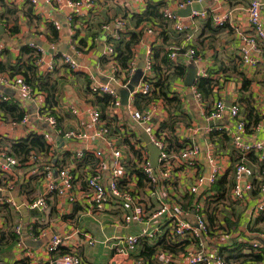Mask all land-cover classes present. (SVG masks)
<instances>
[{"label":"crops","instance_id":"crops-1","mask_svg":"<svg viewBox=\"0 0 264 264\" xmlns=\"http://www.w3.org/2000/svg\"><path fill=\"white\" fill-rule=\"evenodd\" d=\"M178 1L180 0H91L90 7L76 8L57 6L53 0H36L35 4L30 0H3V6L0 4V15L6 18V23L0 22L4 28L0 35V71L9 75L11 72L18 73L11 75L13 79H18L29 67L27 52L21 53V49L28 45L39 50L41 59L33 74L27 73L26 77L29 86L36 88L32 99L19 101L20 94L16 87L0 86V92L19 101L29 119L23 126L0 120V151L8 148L9 143L24 139L30 134L44 136L50 145L47 156L38 155L37 163L29 162L28 166L12 168L0 175V184H14V190L9 195L16 204H21L19 208L6 204L2 201L5 194H0V264H54L64 253L78 255L82 264H188L185 254L194 248L192 240H175L169 234L164 239L161 237L169 232L168 215L171 213L175 212L179 219L193 226L191 207L199 200L211 229L208 248L226 247L223 256L225 264H248L249 242L259 240L264 244V214L255 212L256 193L249 195L244 203L234 200L231 193L233 165L238 161V154L229 138L234 120L227 114L217 120L218 123L214 126L209 123L212 121L207 120V115L216 102L223 101L227 108L237 105L246 124L253 126L254 119H258L245 139L250 142L264 139V47L254 68L245 67L241 61V50L246 46L242 37L252 33L247 14L249 1L210 0L203 9L207 16L196 19L191 18L194 11L190 15L180 16L182 13L179 11L186 7L178 9ZM260 1L263 3L261 10L264 24V0ZM157 2L163 3L160 14L162 9L173 10L178 22L192 27L187 32V36L192 37L191 40L188 41L185 34L176 32L174 23L162 18L154 23L137 22L136 18L144 12L147 4ZM7 9H14V14L7 13ZM215 16H227V19L222 26H218L214 21ZM118 21H122L124 26L120 28ZM13 26H16L17 32L9 35L8 30ZM147 29H153V33H147ZM114 31L123 33L124 41L129 40L131 34L137 36V42L131 48L130 63H133V73L125 76V79L122 72L116 79L112 78L111 64L102 57L106 35H111ZM77 46L81 51L75 54ZM189 47L196 51L199 59L194 64L184 57L185 49ZM46 49L53 50V54ZM174 49H179L177 56L175 60H170L168 55ZM147 50L151 51L156 68L152 75L154 81L167 79L169 91L165 96L166 100L158 97L142 104L140 110L148 104L154 105L155 128L174 120L176 126L173 137L177 147L179 144L181 148L195 144L199 149L194 169L177 163L170 180L165 181V185L157 190L158 199L166 195L163 200L169 203L170 213L158 220L161 233L157 234L156 239L146 241L147 247H153L158 239L164 240V244L157 247L158 252L149 259L138 257L143 250L142 243L127 255L117 254L122 248L123 237L138 234L141 226L137 222L128 225L123 223V216L131 211H125L113 199L107 201L104 211H85L77 204H70L64 196L57 195L47 197L46 211L27 207L30 200L44 193L42 169L50 164L57 168L70 167L77 151L102 152V183L105 187L108 186L111 155L106 145L93 139L69 143L58 133V130H75L91 134L96 127L92 125L89 114L95 108L111 127V139L115 147L120 150L132 149V145L138 143L148 152L144 141L147 135L130 116L132 107L138 110L135 93H128L126 89L141 62L145 65ZM65 56H72L78 63L75 70H71L65 63ZM164 59H167V64L162 62ZM50 64L53 65L51 70L48 69ZM176 66L185 68L183 78L173 76V68ZM192 67L196 68V78L193 85L187 87L184 85V78ZM201 72H205L206 76L203 78L210 81V92L202 95V101L197 102L192 87L202 78ZM123 79L124 82L128 79L126 86L122 85ZM92 84H107L116 92V98L91 94ZM122 91L128 93L127 102L122 98ZM47 104L56 119L54 129L40 119V110L47 107ZM212 154L216 156L221 168L218 180L225 177L226 184L221 186L220 192L215 184L207 188V192L193 195L191 206L188 207L186 197H192L188 190L197 175L207 176L208 159ZM246 161L256 174L264 176V171H259L260 165H264L260 163L264 162L258 161L255 154H251ZM97 163L98 159L92 156V159H84L74 167L73 173L78 186H84L85 176ZM140 200L136 196L135 202L140 205L139 210H144L143 214L150 215L159 206L157 197L151 196L148 191L140 196ZM176 201L180 202L182 211H173ZM145 207L149 211H145ZM209 216L213 218L212 224L208 222ZM16 227H21L20 236L15 232ZM54 235L61 237L62 244L55 253L48 254L46 247ZM235 245L243 247L236 249Z\"/></svg>","mask_w":264,"mask_h":264},{"label":"built area","instance_id":"built-area-1","mask_svg":"<svg viewBox=\"0 0 264 264\" xmlns=\"http://www.w3.org/2000/svg\"><path fill=\"white\" fill-rule=\"evenodd\" d=\"M30 1L34 4L36 3V0ZM46 1L49 2L50 0ZM53 1L55 5L67 8H76L81 6L90 7L92 5L91 0ZM202 1L203 0H180L177 2V8L183 9L192 3H201ZM248 1V23L252 33L242 37L246 46L242 47L241 61L245 67L254 68L257 62V57L261 54L262 48L264 47V24L261 10L263 3L260 0ZM206 16L207 13L205 11L193 12L191 14V18L195 19L201 17L204 18ZM161 17L166 21L174 23V30L178 33L185 34L188 41L191 40L192 37H188L187 32H189L192 27L178 22L173 10L162 9ZM226 19L227 16L214 17V21L218 26H222ZM117 24L120 28L124 26L122 21H118ZM104 29L108 30V27H105ZM146 32L153 33V29H147ZM109 37L111 39L110 41H107L105 38L103 56L106 57L108 62L111 64L112 78L116 79L118 77L119 70L114 63V45L120 40L121 36L118 31H114L111 35H109ZM178 50L179 49H174L170 52L168 58L170 60H175ZM74 52L77 54L78 51L75 49ZM146 57L145 68L141 80L138 86L134 88L133 93H135V95L139 94L144 97L151 98V95L155 90V81L152 77L153 60L151 58L150 50L146 51ZM184 57H186L192 64L199 60L196 51L192 47L185 49ZM64 61L71 70H75L78 67V63L72 58V56H65ZM40 63L41 59L38 57L36 65H39ZM52 67L53 65L50 64L48 69L51 70ZM133 69V63L131 62L130 67L125 71L126 75L124 74V79L125 76H131ZM200 76L203 78L206 76V73L201 72ZM13 78L14 77L9 74L0 73V86L13 85L16 87L18 93L20 94L19 101L32 99L35 95V91L28 84H26L23 77L19 75L18 79ZM124 79L122 80V85L126 86L128 79L126 82H124ZM90 92L93 95L103 94L113 98H116L117 96L114 89L107 84H92ZM192 92L196 101L201 102L203 99L202 94L197 90L195 85L192 87ZM9 99L10 98L7 95L0 92V101H8ZM154 111L155 106L151 104L146 105V107L142 110H137L132 107L130 110V116L132 120L143 129L149 139V142L159 151L158 166L156 170L151 167L148 152L140 147L138 143H134L132 145V149L120 150L115 147V143L113 142V139H111V127L102 118L100 111L95 108L91 110L89 114L92 125L96 127L91 134L75 130H58V133L64 141L69 143L73 141H88L89 139H93L101 141L106 145L111 155L108 186L105 187L102 183L101 171L104 166V161L101 160L103 156L102 152L100 150H95L92 153L77 151L70 167L57 168L50 164L51 162L49 161L48 164L50 165H46L44 168V193L39 197L30 200L27 203V207L31 210L46 211L48 208L47 197L49 195H57L62 197L64 196L70 204H77L80 207H83L85 211H104L107 201L113 199L114 203L121 204L122 209L125 211H131L129 214L123 216V223L128 225L131 222H137L141 226L138 234H128L123 237V245L120 251L117 252L118 255L120 253L127 255L133 252L141 240L156 239L155 237L157 234L161 233V226L158 220L162 216H165V214L170 213L169 203H166V201L163 200L166 195H163L160 199H158L157 190L161 185H165V181L170 180L171 172L177 163L180 165L182 164L187 168L194 169L197 166L199 149L195 144H192L180 148L178 152L171 150L164 133H159L157 131L158 129L154 127ZM225 114L234 120V127L232 131L229 132V138L233 149L238 154V161L233 165L232 171V196L234 200L244 203L247 199H249V195L255 192V212L264 214V176L256 174L253 168L249 166L246 161L248 155L255 154L258 161L264 162V139L253 142L245 139V122L240 116L237 105H232L227 108L224 102L220 100L213 105L207 115V120L217 121ZM40 119L45 120L50 128L54 129L56 127V119L53 116L45 115L41 116ZM28 120L27 116H24L19 123L13 124L23 126L28 123ZM113 123L116 124L115 122ZM120 143L122 144V141ZM89 156H93L98 159V163L92 171L88 172L84 178V186L80 187L75 182L76 177L73 170L74 167L76 168L78 164L85 159V157ZM29 160V162L37 163L38 155L31 154ZM208 162L209 172L207 176H196L194 183L188 190L190 195H199L207 192V188L214 186L220 177L221 168L219 167L214 154L209 156ZM18 166V161L13 156L8 155L7 148L0 151V175L9 172L12 168H18ZM135 170L140 171L145 177L146 182L143 189L138 188L137 186L138 177ZM13 190L14 184L11 182H6L4 185L0 184V194H5L2 201L13 207H18L9 195V193ZM147 191L151 196H156L159 201V206L154 210L155 212L150 215H147V213L143 214L142 211L144 210H139L138 207L140 205H137L138 203L135 202V194L139 195L138 198L139 201H141L140 194H144V192ZM199 201L195 202L191 209L194 216L193 226H190L186 221L179 219L175 212L174 214L171 213L168 215L170 221L169 235L179 241H187L189 238L194 243V248L188 250L185 254L188 264H225L224 257L219 253L217 248H208V244L211 243V237L206 235L208 231V224L204 217L203 204ZM174 206L175 208L173 211H182L180 202L176 201ZM144 209L145 211H149L146 207ZM136 211L140 212L137 214L135 213ZM15 232L20 236L21 227H16ZM249 243L250 254L255 255V257L260 260L256 264H264V244H262L259 240H253ZM61 244L62 239L60 236H52L46 247V252L48 254L55 253ZM54 264L82 263L78 255L73 253H64L54 261Z\"/></svg>","mask_w":264,"mask_h":264},{"label":"trees","instance_id":"trees-1","mask_svg":"<svg viewBox=\"0 0 264 264\" xmlns=\"http://www.w3.org/2000/svg\"><path fill=\"white\" fill-rule=\"evenodd\" d=\"M182 1H193V0H182ZM0 4L3 6V0H0ZM163 6L162 2H157V3H148L144 12L136 18L137 22H144V21H149L151 23L156 22L157 20H160L161 14L159 13L160 8ZM15 10L14 9H7V13H11L14 14ZM0 22L2 24L6 23V18L4 17V15H0ZM51 33H53V29H50ZM9 35L15 34L17 32V28L16 26L12 27L11 29L8 30ZM120 40L114 45V51H115V57H114V63L115 65L118 67L119 69V73L118 76H120V72H122L123 74L126 75V70L129 68L128 65L130 63V61H132V51L131 48L133 45L136 44L137 42V36L135 34H131L129 40H123V33H120ZM106 40L110 41V37L109 35H106ZM75 49L80 52L81 49L80 47H75ZM27 52V53H26ZM21 53H26L28 55V64L29 67L27 69H25L24 73H21V75L23 74L25 79L24 81L26 82V84L29 85V81L26 79L27 77V73H31L33 74V70L36 67V60L37 58L40 56V52L36 47L30 46L28 45L27 47H23L21 49ZM105 59V62L108 63V59L104 56H102ZM163 63L167 64L168 61L167 59H164L162 61ZM156 72V68L155 65L152 64V71ZM173 76L177 77V78H183L184 73H185V68L182 66H176L173 68ZM17 72H20L19 70H17ZM0 73H2L0 71ZM5 74V73H2ZM18 73H14L11 72L10 75H16ZM210 81L205 80L204 78H199L196 83L195 86L197 88V90L203 95H208L210 92V86H209ZM169 81H167V79L164 80H160V81H155L154 82V92L151 95V98L148 97H144L142 95L136 94L135 95V105L136 107H138V109H141V105L145 104L149 101L155 100L158 97H162L166 100L165 96H167V92L169 91ZM209 86V87H208ZM244 86V85H243ZM33 90L36 89L33 86H30ZM35 91V90H34ZM40 115L41 116H45V115H50L52 116L53 114L50 112L49 108H48V104L47 107H43V109L40 110ZM26 116L24 113V110L20 107L19 103L15 100V99H9L8 101H0V119L5 122V123H19L23 117ZM258 119H254L253 122V126H250L249 123L246 124V120H244L245 124V131L246 134L250 133V128H253L254 125L257 124ZM175 126H176V121L172 120L170 123L168 124H161L158 127V132L159 133H164V136L166 138V141L168 142V145L171 147V149H173V151H178L181 148V144H179V147H177V142H175L174 137H173V133L175 130ZM224 138L226 140H228V138H226L224 136ZM174 145H176L174 147ZM50 151V145L46 142V139L44 136L41 135H36V134H30L29 136H27L24 139L15 141V142H11L9 143V146L7 148V153L8 155L13 156L17 161H18V168L19 167H25L28 166L29 164V158L31 154L34 155H41L43 157H46L47 154ZM136 156L138 157V155L136 154ZM251 155H248L247 158H249ZM85 159L90 160L92 159V156L89 157H85ZM255 160V159H253ZM34 164V163H32ZM260 164H264V163H260ZM56 167V165H55ZM42 169V168H41ZM43 170V175H44V168ZM263 170L264 171V165H260L259 171ZM135 173L138 177V182H137V186L138 188L143 189L145 187V177L144 175L138 171L135 170ZM264 174V172H263ZM225 177L220 178L217 182H216V188L218 189V191L220 192L221 186L226 184L225 181ZM136 196H139L138 194H135ZM135 196V197H136ZM188 202H187V206H191V202L193 200V195L192 197L187 196L186 197ZM195 202V201H194ZM192 209V207H191ZM206 210H209V208H207ZM208 222L210 224H212L213 222V218L211 216L208 217ZM169 232H167L166 235H164V237H161L162 239L168 237ZM207 236L211 235V229H209L208 226V231L206 233ZM158 239V242L155 246L153 247H147L146 241L147 240H141L140 243H142L143 245V252H140V255L138 257H143L145 259H149L150 257H152L155 253L158 252L157 247L161 246L164 244V240L162 239ZM236 249H240L243 247V245H235ZM165 248V247H162ZM226 247L223 248H218V251L221 255L224 256V251ZM248 264H256L257 262H259V258L255 257V255L253 254H249L247 256ZM250 258V259H249ZM225 259V258H224ZM226 261V260H225ZM152 264V263H151Z\"/></svg>","mask_w":264,"mask_h":264},{"label":"water","instance_id":"water-1","mask_svg":"<svg viewBox=\"0 0 264 264\" xmlns=\"http://www.w3.org/2000/svg\"><path fill=\"white\" fill-rule=\"evenodd\" d=\"M210 0H203L201 3H192L191 5H188L186 6L185 9L183 10H180L179 13H182L180 14V16H184L185 15H190L193 11L194 12H202L203 9L205 7H207V3L209 2ZM4 32V28L2 27V25H0V35L3 34ZM40 48H42L41 46H39ZM46 51H48L50 54H53V50H49V49H46ZM145 65L143 62H141V64L138 66L137 70L135 71V73L133 74V76L131 77L130 81H129V84L127 86V91L128 93L132 92L134 90V88L137 87L138 83H139V80L143 74V69H144ZM196 68L192 67L191 69L188 70L185 78H184V85L187 86V87H191L195 81V78H196ZM127 91H122L121 95H122V98L127 102V98H128V93ZM210 125L214 126L218 123V121H212V122H209ZM60 141H62L60 139ZM144 141L146 143V146H147V150L149 152V157H150V164H151V167L156 170L157 169V166H158V157H159V151L157 150V148H155L150 142H149V139L148 137H145L144 138ZM0 198H2V196L0 195ZM18 208L21 207V204L18 203ZM23 209H25V207L23 206Z\"/></svg>","mask_w":264,"mask_h":264},{"label":"rangeland","instance_id":"rangeland-1","mask_svg":"<svg viewBox=\"0 0 264 264\" xmlns=\"http://www.w3.org/2000/svg\"><path fill=\"white\" fill-rule=\"evenodd\" d=\"M140 195H141V196H143V194H142V193H141Z\"/></svg>","mask_w":264,"mask_h":264}]
</instances>
